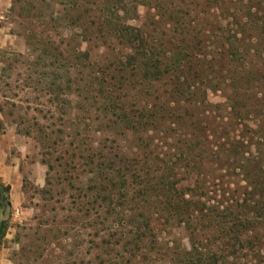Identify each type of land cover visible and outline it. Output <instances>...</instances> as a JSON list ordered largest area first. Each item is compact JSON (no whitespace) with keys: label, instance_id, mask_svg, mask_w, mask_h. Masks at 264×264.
<instances>
[{"label":"rangeland","instance_id":"374dc122","mask_svg":"<svg viewBox=\"0 0 264 264\" xmlns=\"http://www.w3.org/2000/svg\"><path fill=\"white\" fill-rule=\"evenodd\" d=\"M85 2L81 20L70 0H11L0 11V264H114L106 240L122 255L117 264H169L170 250L190 251L192 243L213 251L237 245L241 253L247 242L253 243L247 253L258 248L264 264V220L256 223L252 206L235 203L244 191L253 193L255 179L264 186V0ZM119 25L157 44V62L181 52L193 75L189 100L177 102L186 107V131L172 119L160 128L140 126L136 135L121 121L107 126L114 118L104 114L95 75L107 55L126 59L134 51L114 35ZM176 74H164L151 101H164L181 81ZM150 99L139 98L136 109ZM98 142L123 154V165L137 174L134 189L142 169H168L197 201L203 224L191 216L188 226L155 216L150 224L158 231L150 234L158 246L151 250L149 234L129 242L137 225L119 215L105 218L104 192L90 180L99 168L86 166L76 149L99 148ZM181 149L190 154L178 159ZM140 202L142 211L151 206ZM128 248L136 254L132 261Z\"/></svg>","mask_w":264,"mask_h":264},{"label":"trees","instance_id":"16d2710c","mask_svg":"<svg viewBox=\"0 0 264 264\" xmlns=\"http://www.w3.org/2000/svg\"><path fill=\"white\" fill-rule=\"evenodd\" d=\"M85 1L86 0H70V4L73 5V8L76 7L77 10L74 19L77 20L78 18V20H81L80 15H83L84 11L82 13L79 10L82 8L81 3L86 4ZM104 14H106L105 11ZM74 19L72 20L74 21ZM182 19L183 18H180L177 21L180 22L179 20ZM107 20L108 19H106V21ZM256 20L259 19L256 18ZM259 23L260 21H252L250 25L254 26L257 30H261L263 27H258ZM97 25H99V22H97ZM121 26L122 27H120V25L117 27L114 26V31L117 30L114 32L115 34H113L117 35L118 40H121L123 44H134L133 53L131 55L128 54V58L126 59L118 57L117 55L120 56V54L117 53H114L113 57L107 55L106 59L102 61L100 67L101 72L95 75L97 77L94 76L97 83L96 89L100 97L105 101V104L102 103L104 114L106 118H114L112 122L109 121L107 126L113 124L118 125L121 121L123 122L124 128H129L132 130L130 133L136 135L137 133L134 130L140 126L147 127L151 125L160 128V125L172 119L174 121L171 122L172 124H178L182 130L186 131V121L183 119L186 118L187 115L184 110L186 107L182 108L179 103H185L189 100L190 82L193 75L188 73L184 65H182L185 64V62H182L180 56L181 52L174 53L173 56L167 60L158 58V62L161 63V65H158L159 63L154 59V51L160 50L158 45L152 42L147 43L146 38L143 40L136 39L138 35L134 37V33L138 31L137 29L134 31V29L127 25ZM81 29L83 33L89 31L88 27H82ZM101 31V27L98 26L94 30V34H98ZM129 31H131V33H129ZM189 53V50H184L182 55L184 56ZM174 70L177 72L175 79L177 78L181 81L170 85V93L168 96H164V101H151L150 98L155 89V84L163 78L164 74H170ZM172 77L171 75L170 79H172ZM172 95H176L178 100L176 99L174 102L169 101ZM145 96L150 99L148 106L141 110L139 108L136 109L138 99H142V97ZM171 102L173 104L172 106L169 105ZM98 146L99 148L91 146H87L88 148H86L83 143L78 145L76 149L78 153L80 152L81 159H86V161H84L86 166H96L99 168L97 170L98 172L94 173L96 176L92 177L90 180L94 182L95 186L100 187V191L104 192V194L99 195V198L103 199L105 218L107 219L111 215L115 218L119 215L124 217L125 223L137 225L130 231V233L133 232L135 237L129 242L137 241L138 239L142 241V237L144 235L148 237L149 234L148 238L152 239L150 241L151 250H154L152 247L158 246V237H156L155 234H150V231L155 233L158 229L153 228L150 221L155 216L161 219L163 215L164 222L168 224L183 223L186 226H188L187 222H189V216H191L192 222H194L197 227L203 224L202 219L198 217V211L194 208L197 201L188 197V194H186V187L177 183L176 179L171 178L168 169H165L162 165H159V169L157 170L149 171V169H142L140 173L141 180L139 185H137V189H134L133 180L137 178V174L129 169L128 164L123 165V154L116 149L104 150V145L99 142ZM85 150L86 153L84 152ZM83 153L85 155H83ZM188 154H190L189 149H187L185 153L181 149L179 153H176V157L178 159L180 157L184 158ZM127 163L130 164V162ZM255 180L256 183L253 184L250 189L253 193L244 191V196L236 200L235 203L236 205L238 204L241 209L252 206L249 209H251L250 211L254 215L253 218H256L255 222L261 225L264 220V186L258 184L259 181L257 179ZM139 192L143 193V196L146 194L148 196L141 200L138 197ZM137 200L151 205L150 208L147 207L146 209L149 213L147 211H142ZM128 203H130V205H128ZM124 206H128L126 211L121 210ZM226 206V208H228L230 205L227 203ZM201 215L209 218L210 213ZM258 218H260V220ZM2 235L3 225L1 223L0 238ZM111 235L113 236L114 234ZM226 238L225 236L224 239ZM227 240H229V238H227ZM127 244L128 241H125L124 245ZM112 245L113 244L110 243L109 240L105 241V255L109 257L110 262H112V258L113 261L115 259L116 262H114V264H117L120 258L118 256L122 258V255H120V251L114 249ZM249 245H253V243L247 242L244 248L238 245L241 253L237 252V245H230L229 249L225 251L207 250L195 243H192V249L190 251L180 249L176 246L169 251V264H249L248 259H254V264H263L258 248H253V250L251 249V251L247 253ZM126 252L131 257L130 261H132L136 256L135 252L130 248L126 249ZM158 254L161 256V259H164L162 253ZM164 254L166 255V252ZM154 264L157 263L154 262Z\"/></svg>","mask_w":264,"mask_h":264},{"label":"crops","instance_id":"0c3cea01","mask_svg":"<svg viewBox=\"0 0 264 264\" xmlns=\"http://www.w3.org/2000/svg\"><path fill=\"white\" fill-rule=\"evenodd\" d=\"M11 3V0H0V11L2 9L7 8Z\"/></svg>","mask_w":264,"mask_h":264}]
</instances>
